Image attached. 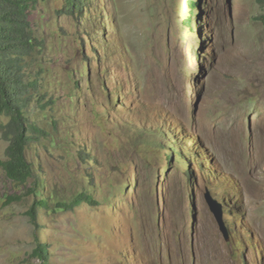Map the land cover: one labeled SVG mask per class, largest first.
<instances>
[{"label": "rangeland", "instance_id": "374dc122", "mask_svg": "<svg viewBox=\"0 0 264 264\" xmlns=\"http://www.w3.org/2000/svg\"><path fill=\"white\" fill-rule=\"evenodd\" d=\"M189 1L28 0L42 132L26 185L0 169V264H264V0Z\"/></svg>", "mask_w": 264, "mask_h": 264}, {"label": "trees", "instance_id": "16d2710c", "mask_svg": "<svg viewBox=\"0 0 264 264\" xmlns=\"http://www.w3.org/2000/svg\"><path fill=\"white\" fill-rule=\"evenodd\" d=\"M66 1L68 3L64 9L76 18H82L84 5L80 3L81 0ZM27 3L28 0H0V134L7 142L6 159L0 160V169L9 181L21 186L34 177L33 164L27 159L26 151L34 142V136L42 132L37 123L30 119V101L21 73V63L31 47L25 28ZM189 6L193 9L197 3L191 0ZM190 22L201 40L198 21L190 19ZM88 196L80 195L73 200V206L83 202L93 204ZM41 204L46 205L45 202ZM34 213L32 207L29 212L31 218ZM239 243L243 248V242L239 240ZM35 253L45 260V244L40 245ZM236 254L239 252L234 251V256Z\"/></svg>", "mask_w": 264, "mask_h": 264}, {"label": "water", "instance_id": "95a60500", "mask_svg": "<svg viewBox=\"0 0 264 264\" xmlns=\"http://www.w3.org/2000/svg\"><path fill=\"white\" fill-rule=\"evenodd\" d=\"M205 201L215 218V221L218 225L220 232L224 236H227V233H228L227 227L222 217V205L218 201H216L214 198H212L209 193L205 195Z\"/></svg>", "mask_w": 264, "mask_h": 264}]
</instances>
